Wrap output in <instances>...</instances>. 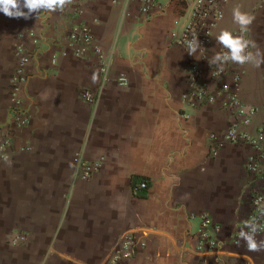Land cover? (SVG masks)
<instances>
[{
    "label": "crops",
    "instance_id": "0c3cea01",
    "mask_svg": "<svg viewBox=\"0 0 264 264\" xmlns=\"http://www.w3.org/2000/svg\"><path fill=\"white\" fill-rule=\"evenodd\" d=\"M193 2L159 0L148 14L138 0H67L28 18L0 12V125L11 119L15 84L28 120L0 152V264H107L127 234L144 242L129 264H264V250L249 252L238 234L254 193L264 191V160L247 168L264 150V64L209 63L224 51L217 33L240 34L235 8L253 17L243 33L255 42L249 50L264 52V0H227L205 54L175 41ZM78 25L100 52L90 45L74 54L69 30ZM17 44L30 58L23 81ZM193 63L202 70L201 98L186 82ZM216 68L222 72L213 77ZM237 68L239 100L256 108L239 129L257 143L219 145L233 117L224 86ZM78 156L102 158L87 180L74 176ZM202 212L219 227L215 249L196 248ZM15 233L25 238L11 243ZM256 239L264 240V228Z\"/></svg>",
    "mask_w": 264,
    "mask_h": 264
},
{
    "label": "built area",
    "instance_id": "2783aa9c",
    "mask_svg": "<svg viewBox=\"0 0 264 264\" xmlns=\"http://www.w3.org/2000/svg\"><path fill=\"white\" fill-rule=\"evenodd\" d=\"M226 1L227 0H194L191 14L184 23L181 31L175 35V41L189 48V45L198 39L200 41L198 52L200 54H205V48L210 40L213 26L216 20L222 15V5ZM138 2L140 11L144 14H148L159 0H138ZM28 35L33 37V42H36L33 30L29 31ZM69 39L71 45L76 44L74 46V54L77 56L83 54L90 45H93L96 52H100V47L97 45L92 32L86 25L73 26L69 30ZM15 56L17 58L15 69L17 81H23L25 79V66L28 64L30 58L29 55L24 52V48L21 44L15 46ZM51 63H56L55 56L51 58ZM240 66L242 65L238 64V68ZM238 68L232 74L231 86H224V90L228 91L229 94L227 105L233 110V117L223 133L219 145L224 142L237 143L239 141L251 142L253 144L257 143L254 138L241 132L239 129L240 126L246 125L251 121L256 112V108L252 105L244 104L239 100L238 92L241 72ZM101 71L102 73H106V67L102 66ZM201 72V68L193 63L188 66L186 77L188 86L195 88L194 94L198 95L197 97L200 98L203 95L195 86L201 76ZM221 72L222 70L220 68L212 69L211 75L217 77ZM126 81L124 76H119L117 78V83L120 86L124 85ZM17 91L18 87L15 84L11 88L9 94L11 119L8 124L2 125L4 127L0 125V152L11 144L14 132L24 127L28 122L27 117L20 111V100L17 97ZM81 96L88 103H92L94 100L91 92L86 90L81 92ZM257 158L264 160L263 149L259 150V155L257 157L249 158L247 168L252 170L258 169L260 163L257 161ZM101 164L102 158L95 161H87L81 158V156H78L75 162L74 176L82 180H87L101 167ZM139 187L145 188L146 183L141 182ZM251 205L253 211L249 216L248 222H255L257 225V232H260L264 228V191H257L254 193L251 199ZM218 228V225L213 224V220L207 212L199 214V227L195 232L196 248L199 250L217 248L218 243L215 239L214 231ZM24 238V234L15 233L10 235L8 239L11 243H17ZM143 244L144 242L139 241L133 234L125 235L120 242V246L108 259L107 264H129L136 247Z\"/></svg>",
    "mask_w": 264,
    "mask_h": 264
},
{
    "label": "clouds",
    "instance_id": "9594fccd",
    "mask_svg": "<svg viewBox=\"0 0 264 264\" xmlns=\"http://www.w3.org/2000/svg\"><path fill=\"white\" fill-rule=\"evenodd\" d=\"M66 3L67 0H0V12L9 17L28 18L31 14H37L41 10L56 11L62 9ZM233 20L239 25L240 34H234L229 29H223L217 33L215 39L224 51L216 52L211 57L209 63L215 64L221 69L229 62L241 65L254 62L256 66L264 64V52L260 50L256 52L250 51V48H256L255 42L243 36V33L249 30L253 17L239 8H235L233 10ZM199 47L200 41L196 39L189 45L188 52L196 54ZM245 229H241L239 238L245 242L248 251L256 252L264 250V240L258 241L256 239V223H246Z\"/></svg>",
    "mask_w": 264,
    "mask_h": 264
}]
</instances>
